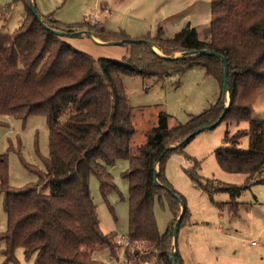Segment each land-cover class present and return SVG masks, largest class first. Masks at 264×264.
<instances>
[{
	"label": "trees",
	"instance_id": "1",
	"mask_svg": "<svg viewBox=\"0 0 264 264\" xmlns=\"http://www.w3.org/2000/svg\"><path fill=\"white\" fill-rule=\"evenodd\" d=\"M17 1L24 7L18 26L11 32L0 30V116L23 122L31 115L44 116L49 153L44 170L23 162L38 177L22 187L9 183L7 155H0L4 263L16 262L14 251L21 247L25 257H34L33 264H97L92 249L107 247L113 257L122 251L124 264H173L172 229L183 198L168 183L165 159L170 152H182L191 138L176 144L193 130L215 122L224 110L221 59L200 52L162 56L174 51L212 50L226 58L229 103L221 120L247 121L248 127L231 135L226 132L227 144L214 149V155L224 171L247 175L244 187L249 180L264 183V120L252 118L253 103L264 90V0H211L206 40L199 39L189 24L170 38L161 29L152 37L131 38L97 22L64 25L52 14H41L35 5L42 23L33 15L29 0ZM44 24L65 32L87 29L101 41H134L122 42L129 48L121 62L94 58L67 45ZM194 66L203 67L218 81L219 100L174 125H169L171 116L160 111L157 124L143 132L144 141L132 145L134 111L121 75H180ZM244 135L247 146L240 147ZM120 158L129 161L123 173L129 182L125 244L116 241L113 233L102 232L89 190L91 175L98 178L102 194L115 188L107 166ZM191 161L186 173L201 189L226 190L230 197L239 193L241 187L203 184L196 171L199 163ZM156 200L162 205L165 201L170 211L163 233L154 214ZM186 214L185 208L180 225ZM174 257L176 264H184L177 248Z\"/></svg>",
	"mask_w": 264,
	"mask_h": 264
},
{
	"label": "rangeland",
	"instance_id": "2",
	"mask_svg": "<svg viewBox=\"0 0 264 264\" xmlns=\"http://www.w3.org/2000/svg\"><path fill=\"white\" fill-rule=\"evenodd\" d=\"M34 3L41 14L50 13L64 25H78L84 20L94 24L90 16L98 14V24L107 30L123 31L131 38L152 37L158 29L170 38L189 24L197 31L199 39L206 40L210 25L211 0H34ZM8 4L11 5L9 10L5 9ZM105 8L110 9V13H105ZM23 12L21 2L0 0V30L11 32L16 29ZM61 39L94 58L120 62L129 48L126 43L94 42L85 34L61 35ZM171 54L178 56L180 51ZM121 79L134 111L136 132L132 145L144 141L143 132L157 124L160 111L169 114V125H174L201 113L221 96L218 81L200 66L186 69L180 75L174 72L163 77L122 74ZM228 100L227 94L225 104ZM252 118L264 120V90L253 103ZM247 127V121L230 123L221 120L214 127L198 132L183 146L182 152H170L166 156V178L183 198L181 202L187 210L175 240L184 264H264V183L249 180L248 186L244 187L247 175L224 171L214 155V149L227 144L224 140L226 132L231 135ZM247 141V136H242L239 146L246 147ZM173 145L175 143L170 144ZM48 153V128L44 116L31 115L24 122L0 116V155H7L8 179L12 186L22 187L35 182L38 174L23 162L44 170L43 160ZM192 159L199 163L196 171L203 184L241 187L239 193L230 197L226 190L209 193L201 189L186 173L193 165ZM128 166L126 158L107 166L115 188L108 189L105 195L99 189L98 178L95 175L89 178L100 228L106 235L113 233L120 243L128 229L129 182L123 175ZM154 214L158 230L163 233L170 219L165 201L163 205L155 201ZM4 226L5 213L0 196V232ZM2 249L0 243V264H33L34 257H25L21 247L14 251L16 262L4 263ZM91 256L97 264L125 262L122 251L113 257L107 247L92 249Z\"/></svg>",
	"mask_w": 264,
	"mask_h": 264
},
{
	"label": "water",
	"instance_id": "3",
	"mask_svg": "<svg viewBox=\"0 0 264 264\" xmlns=\"http://www.w3.org/2000/svg\"><path fill=\"white\" fill-rule=\"evenodd\" d=\"M29 5H30V9L33 13V15L36 17L37 20H39L40 22L44 23L43 22V19L41 18L40 14L37 12L36 10V7H35V3L33 0H29ZM45 25V24H44ZM45 27L49 30H51L52 32L56 33V34H59V35H79V34H85V35H88L90 37V39L93 40L92 38V33L87 30V29H81V30H77V31H73V32H65V31H61V30H55V29H51L49 28L47 25H45ZM124 42H131V41H134L133 39H125L123 40ZM122 40H111V41H105L104 43L105 44H118V43H122L123 42ZM147 43V45L154 51L156 52L158 55V51L155 49V47H153V45L151 44V42L149 41H145ZM196 52H200L202 54H208V55H215L217 57H219L223 63V69H224V72H223V103H224V110L223 112L220 114V116L217 118V120L209 125H204V126H201L195 130H193L188 136H186L185 138L182 139V141L178 142L176 145H179L180 143H182L183 141H186L192 137H194L198 132L202 131V130H205V129H208V128H212L214 127L216 124H218L221 119L223 118L227 108H228V103H229V100H228V103L225 104V99H226V96L228 94V91H229V85H228V65H227V61H226V58L217 53V52H214L212 50H200V51H197V50H192V51H183V52H180V55L178 56H183V55H187V54H193V53H196ZM161 55V54H160ZM163 57L165 58H173V57H176L175 55H171V56H165V55H162ZM228 99H229V94H228ZM166 150V149H165ZM164 150V151H165ZM163 154V153H162ZM154 182L156 184H159L156 176L154 177ZM171 194L179 199L178 195L172 191H170ZM181 202V201H180ZM185 210V206L184 204L181 202V213L180 215L178 216L176 222L174 223L173 225V229H172V245H173V250L171 252V258H172V261H173V264H176L175 262V251H176V236H177V231H178V228H179V225H180V222H181V217H182V214Z\"/></svg>",
	"mask_w": 264,
	"mask_h": 264
},
{
	"label": "built area",
	"instance_id": "4",
	"mask_svg": "<svg viewBox=\"0 0 264 264\" xmlns=\"http://www.w3.org/2000/svg\"><path fill=\"white\" fill-rule=\"evenodd\" d=\"M104 12H108V9L105 8V9H104ZM90 17H91L90 20H91V22H93V23H96V22L99 21L98 14H93V15L90 16ZM123 242L126 243V239H124Z\"/></svg>",
	"mask_w": 264,
	"mask_h": 264
},
{
	"label": "crops",
	"instance_id": "5",
	"mask_svg": "<svg viewBox=\"0 0 264 264\" xmlns=\"http://www.w3.org/2000/svg\"><path fill=\"white\" fill-rule=\"evenodd\" d=\"M34 1V0H33ZM36 3V2H35ZM105 13H110V9H108V12H105ZM43 15H47V14H50V13H42ZM99 17V16H98ZM79 30H81L80 28H79ZM79 35H83V34H79ZM92 38H93V40L92 41H94V42H101V40L100 39H98V38H96L94 35H92ZM105 44V43H104ZM122 242H123V240H121Z\"/></svg>",
	"mask_w": 264,
	"mask_h": 264
}]
</instances>
